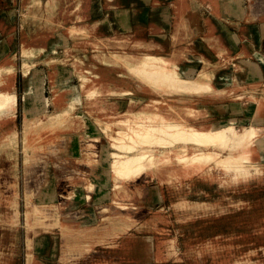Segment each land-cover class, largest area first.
<instances>
[{
  "label": "rangeland",
  "instance_id": "1",
  "mask_svg": "<svg viewBox=\"0 0 264 264\" xmlns=\"http://www.w3.org/2000/svg\"><path fill=\"white\" fill-rule=\"evenodd\" d=\"M34 1L40 2V8L32 10L30 5ZM187 1L84 0L81 4L78 0H0V65L14 62L18 104L15 120L6 125L15 127L17 131L10 145L12 148L0 150V264H264V174L235 177L220 172L212 164L188 177L179 171L177 177L170 180L166 179L165 172H160L143 183L146 192H138L136 198L140 205L149 209L146 215L137 214L138 218L134 216L111 229L101 230L94 204L109 201L112 171L108 166V148L104 145L99 151L97 164L91 165L89 155L87 160L83 154L80 156V150L72 152L74 155L70 152V147L76 144L74 137L70 139L69 134L66 137L63 134L61 138L56 133L58 129L53 127H38L33 140L29 139L30 143L36 142L41 146L38 155H35L38 158L34 172L37 183L33 186L32 198L41 205L55 202L59 200L58 192H64L67 184L82 188L93 179L98 191L93 201L86 204L84 199L74 200V207L82 210L83 219L90 229L80 230L86 233L84 239L72 236L64 241L66 245H62V215L36 217L38 219L33 220L29 227L24 220L26 206L21 161L24 155L22 99L25 76L22 46L45 48V52L40 53L37 59L30 60L27 74L31 92L36 97L30 102L36 118H43L54 109L48 67L44 61L50 56L68 60L72 59V55L83 52L89 56L95 44L106 51L120 47L119 43L107 41L106 36L124 38L127 42L122 44L129 47L128 38L132 39L133 36L142 42H157L191 76L203 65L196 57L205 58L209 77L214 72V81L219 85L228 84L231 80L227 76L219 78V75H230L234 71L249 78L251 71L245 66L241 70L242 65L237 68L235 63L245 60V57L249 60L255 47L249 46L248 50L241 49L239 53L237 49L228 47V53L219 55L217 50L220 46L214 44L217 43L216 38H210L212 30L204 23L199 28L190 21V30H182L181 18L191 19L192 14L198 15L205 11L210 14L215 8L209 0ZM248 8L249 18L264 16L261 9H252L249 4ZM77 14L83 16L86 30L69 32L65 29L66 24H83L75 20ZM155 14L162 18L157 21L161 30L150 34L148 28ZM214 19L217 27V20H222ZM214 30L217 33L218 28ZM221 38H224L222 34ZM262 41L264 43V37ZM51 49H55V52L51 53ZM134 49L139 50L138 47ZM70 70L68 68L67 76L71 78L70 85L78 87V81ZM260 73L261 84L255 87L254 94H258L259 100L264 103V73ZM117 90L113 92L117 93L115 98L120 96L121 90ZM180 98L170 104L171 115L192 118V110L186 115L183 113V98ZM117 101L120 107L125 106L124 98ZM232 103L224 101L219 108V105L214 107L213 118L235 117L238 127L250 124L264 127V117L257 120L251 113H246L245 109L250 108L248 99ZM94 113L98 114L100 110ZM98 117L103 119L102 115ZM76 156L79 158L75 161ZM65 160L68 162L67 170L60 168ZM44 171H53L55 174H48L44 178ZM12 200L17 202V214L16 202L15 210H12ZM55 217L56 220L53 219ZM29 236L32 237L30 247L26 240ZM169 243L171 247L166 248Z\"/></svg>",
  "mask_w": 264,
  "mask_h": 264
},
{
  "label": "bare ground",
  "instance_id": "2",
  "mask_svg": "<svg viewBox=\"0 0 264 264\" xmlns=\"http://www.w3.org/2000/svg\"><path fill=\"white\" fill-rule=\"evenodd\" d=\"M83 1L78 0V3L82 4ZM247 1L252 9L259 8L258 10L264 11V0ZM30 7L32 10L38 9L40 2L34 1ZM82 19V15H76L77 22L83 23ZM258 19L264 20V16ZM151 23L148 28L150 34L161 30L154 21ZM191 26L190 22L181 21L182 30L189 31ZM65 29L76 33L86 30L84 23L66 24ZM210 36L214 39L212 34ZM105 39L119 43L120 47L106 51L102 50L99 44H95V49L89 56L83 52L72 55V59L68 60L50 56L44 61L48 67V83L54 109L43 118H36L30 106L35 96L31 92L27 74L30 60L37 59L40 53L45 52V48L23 45L21 49L25 76L22 99L24 155L21 161L25 187L23 199L26 206L24 220L29 227L33 220L38 219L36 217L47 214L62 215V245H66L64 241L69 237H86V233L80 230L90 229L89 224L84 221L82 210L74 207V200L84 199L85 203L89 204L98 191L94 180L91 179L82 188L67 184L64 192H58V201L42 205L34 202L32 191L37 183L34 172L38 161L35 155H38L41 146L36 142L30 143L29 139L33 140L38 127L58 129L56 133L58 132L61 138L63 134L65 137L69 134L70 139L74 137L76 144L73 148L70 147V152L80 150V156L83 154L87 160L89 155L88 161L91 165L97 164L102 147L106 145L108 148V166L112 171L109 201L94 204L101 230L111 229L134 216L138 218L137 214L146 215L149 209L140 205L136 198L138 192H146L143 183L153 179L160 172H165L166 179L170 180L177 177L179 171L184 177H188L189 174L199 172L212 164L220 172L235 177L264 174V127L259 124L238 127L235 117L219 120L213 118L214 107L217 105L224 101L234 104L235 101L246 99L250 101V108L245 109L246 113H251L257 120L264 117V103H261L258 94H254L255 87L261 84V81L254 78L251 72L249 78L243 74L241 76L240 72L235 73L228 84L219 85L214 81V72L209 77L205 58L198 56L196 60L203 63L202 67L194 75L187 76L157 42H142L140 38L133 36L132 39L128 38L129 47L122 44L124 38L106 36ZM135 47L139 50L134 49ZM141 47L143 50H140ZM218 48V54H224L225 50ZM52 52L54 53L55 49H51ZM261 64L264 72V63ZM241 65L242 70L244 65ZM68 68H71L70 71L78 81V87L70 85ZM14 69V62L0 65V150L12 148V141L17 134L15 127H6L17 116ZM218 77L225 78L221 75ZM117 89L121 90L119 95L122 97H114L116 92H113L118 91ZM180 97L183 98V113L186 115L192 110V118H176L171 115L170 104L177 99L181 100ZM122 98L126 100L123 108L117 101ZM97 109L100 113L95 114ZM99 115H102L103 119H100ZM75 158L76 161L79 157ZM62 165L60 168L67 170V160L62 162ZM165 167L166 169H163ZM42 174L45 178L48 174L53 176L55 172L44 171ZM13 196L15 199V192ZM12 201V210L16 209L17 214V202ZM53 219L56 220V217ZM26 240L30 247L32 237L29 236ZM170 247L169 243L166 248Z\"/></svg>",
  "mask_w": 264,
  "mask_h": 264
},
{
  "label": "crops",
  "instance_id": "3",
  "mask_svg": "<svg viewBox=\"0 0 264 264\" xmlns=\"http://www.w3.org/2000/svg\"><path fill=\"white\" fill-rule=\"evenodd\" d=\"M184 1L186 2L187 0H181V2ZM209 2L215 7L213 13L209 14L205 11L198 15L192 14L191 19H181L187 22H193L194 27L201 28L203 23L208 26L210 31L212 30V33H210L216 38L218 46L225 50L224 54L230 51L228 47L237 49V53L242 52L244 49L246 50L249 46L255 47L252 49L253 53L251 55L253 56L250 57L249 60L245 57V60L243 59L241 60L242 62L239 61L235 64L237 68L240 64H243L251 71L254 78L261 80L262 75L260 72L263 71L261 63H264V43L262 41V37L264 36V20L249 18V3L247 0H209ZM215 17L222 20L221 22L217 20L219 23L217 27L214 22L216 21V19H214ZM158 20H162V18L158 14H155V17H152L150 22L154 21L158 27H161V25L157 24ZM216 28H218L217 33L219 32L223 35V39L221 38V34H217L214 30ZM204 43L208 45L206 41H204ZM195 68L198 67L195 66ZM184 73L187 76H191L187 74L186 71H184ZM235 73L236 71L230 75L221 76L231 78ZM217 107L219 108L220 104Z\"/></svg>",
  "mask_w": 264,
  "mask_h": 264
}]
</instances>
